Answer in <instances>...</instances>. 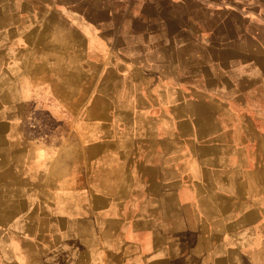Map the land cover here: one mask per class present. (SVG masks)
Instances as JSON below:
<instances>
[{
    "label": "crops",
    "instance_id": "crops-1",
    "mask_svg": "<svg viewBox=\"0 0 264 264\" xmlns=\"http://www.w3.org/2000/svg\"><path fill=\"white\" fill-rule=\"evenodd\" d=\"M229 7L0 0V264H264V178L211 177L230 145L264 154V16ZM199 98L261 128L202 134Z\"/></svg>",
    "mask_w": 264,
    "mask_h": 264
},
{
    "label": "rangeland",
    "instance_id": "rangeland-1",
    "mask_svg": "<svg viewBox=\"0 0 264 264\" xmlns=\"http://www.w3.org/2000/svg\"><path fill=\"white\" fill-rule=\"evenodd\" d=\"M235 1L237 2V4H240L243 7L241 9L242 13L245 12L243 14V16H246L247 18H252V17L254 18V17H256V15L253 14V11H259V13H261L264 16V4H262V7L260 8V7H257L258 2H256L255 0H235ZM214 6L216 7V5H214ZM192 11H200V8H198V9L193 8ZM217 11H219V10L214 11L215 18H217L218 16L221 17L222 15L228 16L236 24L235 27H237V22L240 19V15H238V11H239L238 9H232L231 7H229V8H227V11H225L223 13L222 12L217 13ZM236 11H237V14H236ZM241 11H239V12H241ZM248 26L249 25H247V27H246L247 29H248ZM245 43H246V46H251L253 42L246 41ZM214 95H216V94H214ZM227 95H230V93H228ZM198 100L199 101L197 104L198 105L197 108H198L199 114H200V116L199 115L198 116L201 117L200 118L201 122L199 121V123H198L199 132H202L200 130L204 128L203 130H206V129L213 130V134H214V131L220 132L223 129V131L226 132L225 134L227 136H229V137H226V139L231 140L230 144H232V143H237L236 141H239V143H241V141L243 140V138L241 136H239L240 133L238 131H235V130H237V128L239 130L242 127V126H240V122L244 123L245 119L249 121V123L247 124V128H250L251 130H253V129L256 130L258 128H261L259 126V123H256L255 121H253L252 113H247L248 111L244 110L243 106H241L239 103L233 102L231 100L227 101L224 106H221V105L219 106L218 104H216V106H213L214 108H219V107L228 108V109L230 108V111H232L233 115L231 116V121L230 122L228 121L230 123L229 126H226L225 124H222L221 122H219L220 120L217 119L218 117L216 118L217 120L214 118L213 121H209L206 119L204 112L206 111V108H210L211 106H208V104L205 103L204 99H202V98H199ZM46 107L49 109L51 108V106H44V105L34 106V111H37L41 115L47 114ZM51 113H53V112L51 111ZM52 116L55 117L56 116L55 113H53ZM224 119H226V118H224ZM249 119H251V120H249ZM59 122H60L59 120H54V121H50V120L45 121L44 120L42 122L39 121L38 123L40 125L38 126V128L44 129V128L48 127V129H51L53 127H58ZM208 123H212L213 127L210 126V124H208ZM261 124L263 125V128H264V123H261ZM199 132H198V134H199ZM202 134H205V132H202ZM230 135H231V137H230ZM201 137H205V136L201 135ZM200 139H199V141H200ZM236 148H237V146L235 147V146L230 145V149L225 151V153L222 154L220 151H218L219 158L217 160H215V162L213 163V172L211 174V177H213L214 179L222 181V178L228 174L226 171L228 169H231L232 172H237L239 170V168L237 167L239 164V161H242V166H244V168H246V169L241 168V171L245 170L246 176L252 177V178H254V177H261V178L263 177L264 178V175H263L264 169H259V167H257V165H256L257 162H259V161L264 162V154H260L257 150L254 151L253 149L250 150L249 148H248L247 152L243 153V151H237ZM197 156H199V155H197ZM193 161H194V159H192V162ZM198 164H200L199 161H198ZM194 171L195 170H193V172H192V176L194 175ZM187 204H188L187 202L186 203L183 202V206L185 208H188ZM214 210H215V212H217L216 209H214ZM189 220H190V218L188 217L186 219L187 224H189ZM216 224L217 223H215V225ZM185 237H186V232L183 233V240L185 239ZM104 255H105V253L101 254L102 258H105ZM90 258H91L90 254L86 253L84 260H80V264H87V261L90 260Z\"/></svg>",
    "mask_w": 264,
    "mask_h": 264
}]
</instances>
